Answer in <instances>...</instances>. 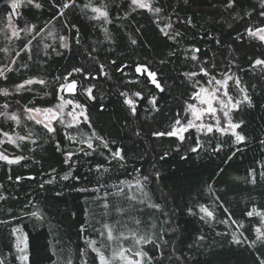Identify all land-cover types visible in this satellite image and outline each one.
I'll return each instance as SVG.
<instances>
[{
  "label": "trees",
  "instance_id": "1",
  "mask_svg": "<svg viewBox=\"0 0 264 264\" xmlns=\"http://www.w3.org/2000/svg\"><path fill=\"white\" fill-rule=\"evenodd\" d=\"M64 2L34 0L41 5L36 8L25 0L18 14L10 1L0 7V89L7 92L0 93V153L22 157L12 164L0 160V261L21 264L17 236L20 247L27 240L28 264H99L86 241H95L107 257L122 246L129 249L125 255L139 259L133 256L134 236H144L151 242L139 247L151 264H261L264 243L255 230L264 233V223L260 215H247L253 209L264 214V66L253 67L264 59V42L247 31L264 27L261 0H234L231 8L228 0H151L160 13L131 0H67L70 7L62 9ZM86 4H104L108 22L91 19L96 14ZM10 15L17 35H10ZM194 49L197 60L191 59ZM138 64L157 73L163 91L135 75ZM68 73L77 89L58 93ZM226 76L227 89L215 83ZM29 79L45 83L25 84ZM89 87L94 99L85 91ZM122 92L135 102V114ZM58 95L83 105L88 119L67 105L49 133L44 123L50 114L25 109L59 112ZM228 97L241 103L225 108L219 101ZM177 119V128L187 127L183 141L155 135L172 131ZM229 119L240 125L235 131L244 141L235 142ZM116 150L123 159L112 157ZM201 206L213 212L212 219H201Z\"/></svg>",
  "mask_w": 264,
  "mask_h": 264
},
{
  "label": "snow or ice",
  "instance_id": "2",
  "mask_svg": "<svg viewBox=\"0 0 264 264\" xmlns=\"http://www.w3.org/2000/svg\"><path fill=\"white\" fill-rule=\"evenodd\" d=\"M24 2H25V0H12V3L10 5L12 13L13 14H18L17 10L21 7V4L24 3ZM26 2H27V4H30V5L34 4V0H26ZM74 2H75V0H72V3H74ZM131 4L136 6L137 8L146 9V10L154 12V13H160L161 12V8L152 6L151 0H131ZM233 5H234V0H228V4L226 6L228 8H231V7H233ZM34 6L36 8H40L41 7V5L39 3H35ZM260 6H261L262 9H264V0H261V5ZM68 7H70V4L67 2V0H65V2L61 5V8L62 9H67ZM85 7L86 8H90V10L93 13L96 14V15H93L92 17H90L91 19L95 20V19L104 18L105 22H108V15L109 14H108V11L106 10V6L104 4H101L100 6H93L91 4H86ZM61 14H63V13H61ZM262 14H264V13H262ZM9 22L11 23V15L9 16ZM167 27H171V25L169 24V25H167ZM27 30L31 31V29H27ZM161 31H164V29H161ZM247 31H248V35L249 36L258 37V39L261 42H264V27H257L255 30L249 28ZM12 32H13V35H17V31H16L15 28L12 29ZM165 34L167 35V33H165ZM61 39L63 40V37ZM132 43L135 44L136 41L133 40ZM62 46L67 47L66 44H64ZM196 51H198V49H194L193 50V55L191 57L192 60H197V56L195 55ZM113 63H115V62H113ZM256 66H264V59H256L254 61V63H253V67L255 68ZM125 67H127V65H125ZM118 70L123 71V69H118ZM9 71H11V69H9ZM135 71L137 73H141L142 71L143 72H147L151 82L160 91H163L162 86L157 81V73L150 71L147 68L146 65H137L136 68H135ZM73 72L80 73V72H82V69L81 68H74ZM101 72H103V67H101ZM201 72H203L204 75L208 74L204 69H201ZM0 75H2V73H0ZM185 75L188 76V75H196V74L195 73H191V74L185 73ZM70 76H72V73H68L67 76L63 77V80L65 81V83H63V84H61L59 86V88L57 89L58 93H63L65 91V89L68 92H70V93L74 92V90L76 88V81L75 80L69 81V77ZM85 78L87 79L88 77L86 76ZM57 79L59 80L60 78L57 77ZM229 79H231V77H227L226 76L223 80H216L215 83L217 85H221V86L225 87V89H227V81ZM33 83L44 84L45 82L43 80H33V79H29V80L25 81V84H28V85H31ZM236 85H237V87H239V85H240V81L239 80L236 81ZM23 87H24V85H18L17 86V90H19L20 88H23ZM85 91L89 94V98L90 99H94L95 98L92 95V88L91 87L87 88ZM200 91L201 92H205L207 90L204 89V88H201ZM240 91L242 93H244V89L243 88H241ZM0 93H3L5 95H7V92L5 90H3V89H0ZM215 94H216V89H213L212 93H211V96L213 98H215ZM121 95L125 97L124 104L127 105L132 110L133 114H135V109H136L135 102L131 98H129L127 92H122ZM133 95L137 96V97L141 96V94L139 92L133 93ZM223 95L224 96L228 95L227 90H225ZM57 98L60 101V103H58L56 105V109H58L59 112L55 111L52 108H45V109H40V108L28 109V108H26L25 112L26 113H37V114L43 112L45 114H50L49 122L48 123H44V127L47 129V131L49 133H53L55 131V128L51 126V123H52V121L56 120L60 115L63 114L64 109H65V107L67 105H72L73 109H79L80 110L79 114L84 116L85 121H87L88 118L85 115V108H84L83 105H81L80 103H78V102H76V101H74L72 99H65L63 95H58ZM197 98L199 99V96H197ZM244 99L248 100V97H247L246 93H244ZM201 102L202 103H207L208 104V110L211 111V112H215V109L212 107L211 100H204V101H201ZM219 102L225 108H227L229 105H231L234 108V107H236L237 105H239L241 103V101H239V100H237L235 103H232V98L231 97H228L227 103H225L224 100H220ZM149 103L153 106L154 110H157V108H156V98L155 97H152V99L149 100ZM2 107H4L6 109L8 107V105L5 104ZM0 115H3V113H0ZM67 115L72 117L74 120L76 119V116L74 115L73 111H69L67 113ZM193 115L196 117L197 120L200 119V114H198L195 111V109H193ZM224 115H225V117H227L228 116V112L225 111ZM9 118L11 120H13V121L19 122L18 121V117L15 114H12ZM27 118L28 119H35V117L33 115H31V114L28 115ZM60 122L61 123H65V121L62 120V119L60 120ZM36 123L40 124V123H42V121L37 119ZM219 123H220L219 120H217V125H219ZM180 124H181V121L179 119H177L175 121V124L172 125V131H169V132H166V133L165 132H158V133H155V135L177 136L178 139L183 141L184 140V136L182 134H180V133H182L184 131H187V127L177 128V125H180ZM191 125H192V121H189L188 122V126H191ZM68 126H70V125H68ZM239 126H240L239 124L232 123V121L229 119L228 125H227V129H231L232 130V135L235 137V142L236 143H240V142L244 141V139H245V137L243 135H241V134H239V133H237L235 131V129L238 128ZM204 127H205V125L201 124V125H199L197 130L199 131L200 128H204ZM227 129H221V128L217 127V131H226ZM207 131L208 132H212L213 131L212 126H207ZM3 135L7 136L8 134L7 133H3ZM92 136L95 137L96 134L93 133ZM19 139L23 140L24 137H19ZM98 139H100V144L104 148L107 149L108 148V143L105 142L102 138H98ZM8 141L11 142V143H15V141L10 136L8 137ZM0 143H3V141H0ZM197 143H199V141H197ZM87 147L89 149H93V151H95V149L93 148V145H92V143L90 141L87 143ZM191 150L193 152H195L196 148H192ZM72 154H74V153H72ZM72 154H69L67 159H70ZM86 154L87 155H91V153H86ZM112 157L116 158V159H123V157L121 156L120 150H116V151L112 152ZM20 159H22V157H17L15 160H12V159H9V157L4 155L3 153H0V160H5L9 164L18 162ZM67 159H66V162H67ZM105 171H107V169H105ZM70 174L71 173L66 174L62 178L67 180V179H69ZM47 182L50 183L51 181H47ZM3 198H4L3 196H0V199H3ZM199 211L201 213H203V216L201 217V219H204L205 217H207L208 219H212L213 218V212L209 211L207 208L201 206ZM253 214L260 215L261 216V221H262V223H264V214L257 213L255 209H253L250 212H247V215L249 217L253 216ZM31 215L33 217L38 218V219L40 218L39 213L37 211H33L31 213ZM104 228L107 229V239L109 241H112L114 239V237H113V233H112L111 228L107 224L104 225ZM12 231H13V234L16 235L19 230L18 229H13ZM82 231H83V229H82ZM255 231L257 233L256 240L260 241L261 243H264V233H262L260 228H257ZM134 239H135V244L138 247L133 252V256L134 257H138L139 259H133V258L125 255V253L129 251V249L123 248L122 246L119 247V248L114 249L113 252H112V256L111 257H107L101 252V250L99 248L94 247V245L96 243L95 241H86V244L95 253L96 258H98L99 264H113V261H115L117 259L120 260L122 262V264H144L145 258H147V264H151L152 258L150 256H148L147 252L142 251L140 249V247H139L142 244L150 243L151 241L149 239H147L146 237H144V236H140L138 238H136L134 236ZM233 240H234V242L239 243V241L236 239L235 234L233 235ZM255 242L256 241H254L253 243H255ZM20 243H21L20 237L17 236L16 247H17V251L20 252V255L17 258L21 261V264H28L29 254H28V245H27L26 238L24 240L23 247H20ZM81 255L82 256L84 255L83 251H81ZM0 264H3V261H0ZM69 264H71L70 261H69ZM82 264H88V262L87 261H83ZM261 264H264V260H261Z\"/></svg>",
  "mask_w": 264,
  "mask_h": 264
},
{
  "label": "water",
  "instance_id": "3",
  "mask_svg": "<svg viewBox=\"0 0 264 264\" xmlns=\"http://www.w3.org/2000/svg\"><path fill=\"white\" fill-rule=\"evenodd\" d=\"M9 1H11V0H0V7L3 5V4H5L6 2H9ZM134 73H135V75L136 76H138V77H145L148 81H149V83H150V85L152 86V87H154L155 89H158L152 82H151V80H150V78H149V76H148V73L147 72H141V73H137L136 71H134ZM77 86H78V84H77V82H76V88H75V90H74V92L76 91V89H77ZM74 92H68L66 89H65V91L63 92L64 94H66V95H70V94H73Z\"/></svg>",
  "mask_w": 264,
  "mask_h": 264
},
{
  "label": "rangeland",
  "instance_id": "4",
  "mask_svg": "<svg viewBox=\"0 0 264 264\" xmlns=\"http://www.w3.org/2000/svg\"><path fill=\"white\" fill-rule=\"evenodd\" d=\"M11 3H12V1H10V5H11ZM14 28V25L13 24H9V26H8V29L10 30V35L12 36L13 35V32H12V29ZM9 30H6V32H5V30H4V32H3V36L4 35H6L7 34V31H9ZM10 37V36H9Z\"/></svg>",
  "mask_w": 264,
  "mask_h": 264
},
{
  "label": "flooded vegetation",
  "instance_id": "5",
  "mask_svg": "<svg viewBox=\"0 0 264 264\" xmlns=\"http://www.w3.org/2000/svg\"><path fill=\"white\" fill-rule=\"evenodd\" d=\"M138 65H143V64H138ZM137 65H134L133 66V71H135V68H136ZM148 68V67H147ZM150 70V69H149ZM151 71V70H150Z\"/></svg>",
  "mask_w": 264,
  "mask_h": 264
},
{
  "label": "bare ground",
  "instance_id": "6",
  "mask_svg": "<svg viewBox=\"0 0 264 264\" xmlns=\"http://www.w3.org/2000/svg\"><path fill=\"white\" fill-rule=\"evenodd\" d=\"M7 3V2H6Z\"/></svg>",
  "mask_w": 264,
  "mask_h": 264
}]
</instances>
